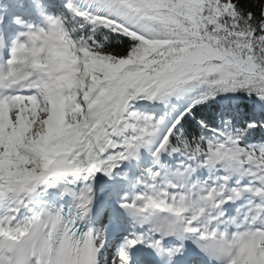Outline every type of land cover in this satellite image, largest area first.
Instances as JSON below:
<instances>
[{
	"label": "snow or ice",
	"instance_id": "1",
	"mask_svg": "<svg viewBox=\"0 0 264 264\" xmlns=\"http://www.w3.org/2000/svg\"><path fill=\"white\" fill-rule=\"evenodd\" d=\"M25 4L0 15V264H264V0Z\"/></svg>",
	"mask_w": 264,
	"mask_h": 264
},
{
	"label": "trees",
	"instance_id": "2",
	"mask_svg": "<svg viewBox=\"0 0 264 264\" xmlns=\"http://www.w3.org/2000/svg\"><path fill=\"white\" fill-rule=\"evenodd\" d=\"M88 29H89V27H84L83 29L78 30L76 35H79L81 31H83L85 34H87L88 33ZM106 35H108V33L105 30H103V29L97 30V32L95 33V39L98 42H103L104 41V37ZM107 46L111 47V36H109V44Z\"/></svg>",
	"mask_w": 264,
	"mask_h": 264
},
{
	"label": "bare ground",
	"instance_id": "3",
	"mask_svg": "<svg viewBox=\"0 0 264 264\" xmlns=\"http://www.w3.org/2000/svg\"><path fill=\"white\" fill-rule=\"evenodd\" d=\"M50 190H53V189H49L48 191H50ZM112 242H113V240L110 239V240H109V243L112 244Z\"/></svg>",
	"mask_w": 264,
	"mask_h": 264
},
{
	"label": "rangeland",
	"instance_id": "4",
	"mask_svg": "<svg viewBox=\"0 0 264 264\" xmlns=\"http://www.w3.org/2000/svg\"><path fill=\"white\" fill-rule=\"evenodd\" d=\"M114 247H115V245H112V250H113ZM112 250H111V251H112Z\"/></svg>",
	"mask_w": 264,
	"mask_h": 264
}]
</instances>
